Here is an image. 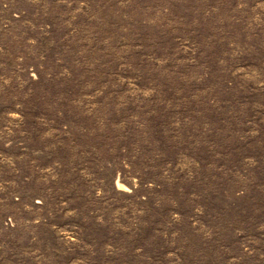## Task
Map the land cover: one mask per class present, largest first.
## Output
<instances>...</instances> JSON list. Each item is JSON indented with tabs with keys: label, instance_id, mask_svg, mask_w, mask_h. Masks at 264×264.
I'll return each instance as SVG.
<instances>
[{
	"label": "rangeland",
	"instance_id": "1",
	"mask_svg": "<svg viewBox=\"0 0 264 264\" xmlns=\"http://www.w3.org/2000/svg\"><path fill=\"white\" fill-rule=\"evenodd\" d=\"M0 264H264V0H0Z\"/></svg>",
	"mask_w": 264,
	"mask_h": 264
}]
</instances>
